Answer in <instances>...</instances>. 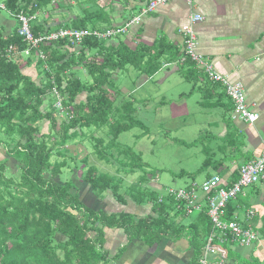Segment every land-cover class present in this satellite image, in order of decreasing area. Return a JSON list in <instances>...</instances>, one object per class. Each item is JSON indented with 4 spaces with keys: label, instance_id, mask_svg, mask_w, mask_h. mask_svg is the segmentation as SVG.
Segmentation results:
<instances>
[{
    "label": "trees",
    "instance_id": "trees-1",
    "mask_svg": "<svg viewBox=\"0 0 264 264\" xmlns=\"http://www.w3.org/2000/svg\"><path fill=\"white\" fill-rule=\"evenodd\" d=\"M0 3V12L5 10L12 18L8 31L2 24L6 19L0 13V134L3 135L0 154L3 149L9 158L16 160L19 169V174L13 173L7 166L8 158L0 159V264H116L120 252L113 257L102 248L105 229H122L129 238H148L151 245L160 242L178 226L173 215L187 217L184 204L169 197L160 203L161 194L145 186L146 177L122 192V178L89 166L90 156L84 145L93 143L97 158L112 165L117 163L118 173L134 175L146 167L140 154L118 142L122 134L143 127L136 118V100L119 102L122 91L116 80L130 71L153 77L164 67L176 64L178 73L192 86L190 94L201 92L199 104L204 109H211V90L219 84L211 82L191 59L182 63L183 48L178 49L166 37L157 39L152 46L141 43L130 46L124 41L116 42V38H86L79 46L59 40L34 48L18 33L20 14L32 19L30 27L36 38L61 29L105 31L111 27L94 24L89 15L59 26L48 23L46 15L54 12L57 0H0ZM27 50L29 55H25ZM39 50L44 58L37 57ZM30 67L33 74L26 72ZM77 69L84 71L90 80L83 81ZM34 74L41 76L39 82L34 80ZM54 89L60 93L65 114L71 119L66 117L59 122ZM221 89L220 98L227 100L233 112V103ZM84 94L85 101L78 102V97ZM43 120L49 123L47 134L37 125ZM98 133L103 136L97 137ZM233 136L228 135L229 143L235 141ZM68 143L79 148V156H73L76 150L66 147ZM207 154L211 155L210 149ZM55 155L64 160L53 163ZM67 159L73 164L75 159L81 160L82 168L75 167L78 173L79 170L83 173L76 181L90 185L96 196L110 192L123 205L128 201L151 205L156 218L105 214L85 206L75 192V184L61 182L63 169L69 167ZM210 167L211 157L190 176L195 178ZM207 175L209 179L211 174ZM237 175L234 183L238 181ZM234 211L231 202L225 220H231ZM207 212L204 208L190 225L194 227L190 236V247L196 257L194 264L214 231Z\"/></svg>",
    "mask_w": 264,
    "mask_h": 264
},
{
    "label": "crops",
    "instance_id": "crops-1",
    "mask_svg": "<svg viewBox=\"0 0 264 264\" xmlns=\"http://www.w3.org/2000/svg\"><path fill=\"white\" fill-rule=\"evenodd\" d=\"M147 3L148 0H63L64 9L56 8L55 13L47 14L46 17L48 23L59 26L79 16L89 15L94 24L114 28L138 15ZM193 15L204 19L195 26L198 54L219 73L231 74L234 79L241 81L250 109L259 115V120L253 126L234 121L232 106L225 98H220L222 87L217 85L211 90L209 174L211 177L219 174L227 184H233L241 166L264 151V0H191V4L189 0H171L144 17L141 26L136 28L138 38L133 39V35H130L134 29L120 41L130 46L139 43L152 46L157 39L166 37L182 50L186 39L181 30ZM171 67L172 70L169 69ZM163 70L166 77L172 71L179 74L176 64L168 65ZM162 103L166 104V101ZM231 133L235 141L230 140L229 143L227 137ZM5 158L11 159L1 153L0 159ZM75 184V192L79 194L81 202L94 211L105 214L127 213L136 219L157 216L151 205L140 206L132 201L123 205L110 192L99 197L93 193L90 185L76 181ZM157 186L155 182L150 184L151 188ZM159 188L163 189L161 186ZM232 205L235 207L232 219L238 217L246 227H252L259 238L247 246L215 249L216 252L209 258L221 264H264V182L245 189ZM249 212L253 213L251 219L247 218ZM198 215H173L177 228L153 245L147 242L148 238H129L122 229H105L102 248L113 257L120 252L116 264H194L195 251L190 247L191 229L194 227L190 225ZM183 228L185 231L182 233Z\"/></svg>",
    "mask_w": 264,
    "mask_h": 264
},
{
    "label": "rangeland",
    "instance_id": "rangeland-1",
    "mask_svg": "<svg viewBox=\"0 0 264 264\" xmlns=\"http://www.w3.org/2000/svg\"><path fill=\"white\" fill-rule=\"evenodd\" d=\"M57 3L62 5L61 10L64 9L62 0H57ZM58 4H54V10L59 8ZM0 13L7 21H12L7 11L3 10ZM57 19L61 20L59 17ZM6 20H2V24L9 30V28H12V24ZM136 31L135 29L130 33V35H133V39L138 38ZM122 38L124 36L116 38L115 41L118 42ZM169 69L172 70V67ZM77 71H79L78 74H80L83 81L90 80V77L84 71L81 69H77ZM26 72L27 74L34 73L31 67L26 69ZM39 78L41 76L38 77L34 74L36 82H39ZM116 81H118L122 91L119 102L134 101L135 99L136 118L143 124V127H135L131 131L122 134L118 142L124 146L133 148L135 153L140 154L142 162L146 167L143 171H139L134 175L126 174V172L122 171L118 173L117 169L119 166L117 163L112 165L101 161L95 154L93 143L91 145L85 143V153L90 156L89 166L96 167L100 173L122 178L124 180L122 192L130 185L136 184L142 177H146L145 183L148 188L156 192L160 190V194H164L168 188L184 189L192 184H197L200 188L206 180L205 175L211 173L210 167L195 178L190 176L199 170L203 163L211 157V155L207 154L209 149L211 150V109H204L199 105L201 92L195 91L190 94L191 84L186 82L175 71H172V74L168 77H166L164 70L153 77L141 75L136 71H130L126 75L119 76V79ZM85 98L84 94L79 96L77 100L78 102H84ZM164 101H166V104L162 103ZM45 108L46 105L42 110ZM56 116L59 122L65 119L58 112ZM37 125L40 126L43 133H48V121H40ZM98 136H103V133H98ZM0 138H3V135L0 134ZM107 138L109 140L108 135ZM66 147H70V150L75 149L76 155L73 156H79V148H74V143H68ZM1 153L6 154L3 149ZM215 153L217 154L218 152L216 151ZM63 160L64 158L55 155L52 162H61ZM80 161V159L79 161L75 159L73 164L67 159L69 167L63 169L60 177L62 183L71 181L75 184L76 177L80 173H83L81 170H79L80 173L76 170V167L82 168L83 166ZM7 166H9L13 173L19 174V169H16L15 159L11 158L7 162ZM154 182L158 184L155 187L158 190L150 187V184ZM159 186L163 189L161 190ZM185 220L188 221L187 218Z\"/></svg>",
    "mask_w": 264,
    "mask_h": 264
},
{
    "label": "built area",
    "instance_id": "built-area-1",
    "mask_svg": "<svg viewBox=\"0 0 264 264\" xmlns=\"http://www.w3.org/2000/svg\"><path fill=\"white\" fill-rule=\"evenodd\" d=\"M170 1L149 0L138 15L120 26L105 31L61 29L38 38L35 37L30 27L32 19L20 14L18 16V33L25 42L38 49H40V45L44 42L59 40H68L75 46H79L86 38L111 40L125 36L132 30L140 27L144 17L156 12ZM189 4H191V0H189ZM203 20L201 16L193 15L189 23L181 30L186 39L181 62H185L187 58L191 59L196 64V68L203 71L211 82L219 84L224 89L226 96L234 106L232 119L253 126L259 120V115L252 111L248 105L244 84L234 79L231 74L225 75L219 73L212 64L205 62L197 52L195 26ZM29 54L30 50H27L25 55ZM37 57L44 58L40 50L37 53ZM53 94L57 99L55 108L58 109L60 115L71 119L72 117L65 114L63 99L60 93L54 89ZM262 182H264V151L259 156H256L254 160L241 166L238 181L232 185H225L226 182L223 178L219 174H216L206 179L200 188L197 184H192L184 189L168 188L165 194L159 196L158 201L162 203L164 198L169 197L177 202H182L187 216H194L201 213L204 208H207V214L212 221L214 231L207 239L198 264H221L209 258L213 252H216L215 249L221 250L224 246H247L258 240V233L249 225L246 227V225L238 220V217L225 220V212L228 205L236 201L243 194L244 189ZM252 216V212L247 214V218L249 219Z\"/></svg>",
    "mask_w": 264,
    "mask_h": 264
}]
</instances>
